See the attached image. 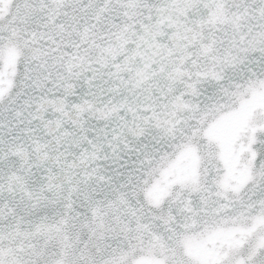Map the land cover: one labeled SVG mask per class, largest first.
<instances>
[{"label": "snow or ice", "instance_id": "6c2138e0", "mask_svg": "<svg viewBox=\"0 0 264 264\" xmlns=\"http://www.w3.org/2000/svg\"><path fill=\"white\" fill-rule=\"evenodd\" d=\"M0 264H264V0H0Z\"/></svg>", "mask_w": 264, "mask_h": 264}]
</instances>
